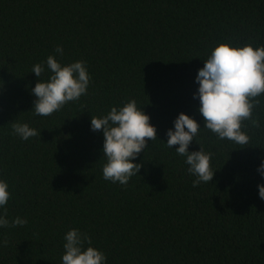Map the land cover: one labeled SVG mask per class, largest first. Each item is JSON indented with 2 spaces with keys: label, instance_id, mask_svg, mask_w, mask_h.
Wrapping results in <instances>:
<instances>
[{
  "label": "trees",
  "instance_id": "1",
  "mask_svg": "<svg viewBox=\"0 0 264 264\" xmlns=\"http://www.w3.org/2000/svg\"><path fill=\"white\" fill-rule=\"evenodd\" d=\"M250 40L264 45V0H0V178L8 219L28 221L0 228V264H61L71 228L106 264H264V96L243 122L247 145L207 129L189 145L212 153L211 182L194 187L178 145L165 144L180 112L203 127L193 93L210 51ZM49 55L85 61L91 79L85 95L40 116L31 88L51 73L31 70ZM129 99L157 139L145 138L138 175L122 186L103 178V132L90 120ZM15 122L38 135L20 139Z\"/></svg>",
  "mask_w": 264,
  "mask_h": 264
},
{
  "label": "clouds",
  "instance_id": "2",
  "mask_svg": "<svg viewBox=\"0 0 264 264\" xmlns=\"http://www.w3.org/2000/svg\"><path fill=\"white\" fill-rule=\"evenodd\" d=\"M55 54L64 55L62 45L56 46ZM203 61L195 77L198 87L193 93V98L199 101L197 110L203 117V127L194 117L180 112L172 122L173 127L167 130L164 142L168 148L178 145L175 151L185 158L187 172L195 176L194 187L211 182L215 174L210 166L212 153L204 151L201 145L200 150L189 151L198 133L207 129L220 140L247 145L250 137L243 130V122L252 119L254 108L260 104L259 97L264 96V45L251 40L243 45L234 41L218 43ZM46 69L51 75L46 80L38 79L31 88L35 97L32 109L36 115L49 116L87 93L91 78L85 61L62 64L55 55H49L46 62L33 65L31 72L40 78ZM252 123L258 126L257 121ZM90 127L92 131L102 129L103 132L102 152L106 157L103 178L127 185L141 168V163L134 161L148 147L145 138L157 139L150 116L135 99H129L121 106H112L105 115L91 116ZM12 132L22 140L38 135L36 128L24 122L13 123ZM259 159L257 172L264 180V157ZM257 188L264 200V183H258ZM10 195L8 182L0 178V228L28 222L26 217L8 219L5 206ZM63 240L61 264H106L105 252L92 246L90 238L78 228L69 229Z\"/></svg>",
  "mask_w": 264,
  "mask_h": 264
}]
</instances>
